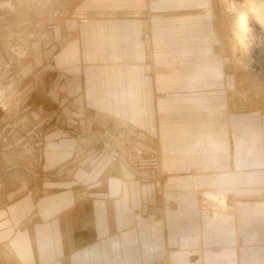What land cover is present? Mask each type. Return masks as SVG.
<instances>
[{"label": "crops", "instance_id": "0c3cea01", "mask_svg": "<svg viewBox=\"0 0 264 264\" xmlns=\"http://www.w3.org/2000/svg\"><path fill=\"white\" fill-rule=\"evenodd\" d=\"M101 2L90 0L78 6L64 22L66 30H76L79 39L56 53L48 95L64 109L59 114L65 119H32L34 128H47L41 129L43 136L34 135L40 140L41 163L33 172L49 192L39 198L27 191L0 195V257L12 252L21 264H90L105 257V245L110 242L114 264H128L137 257L149 262L169 248H177L174 251L182 255L202 244L201 264H264V201L247 197L237 201L236 215H210L198 208L196 196L205 190V197L215 202L218 198V205L224 207L226 196L219 198L216 191L246 195L261 190L264 148L259 146L264 147V132L258 130L253 144L247 121L241 124L244 119L219 118L223 110L210 121L201 114L212 106L205 102L223 103L222 93L211 82L198 80L199 69L190 72L186 67L198 62L192 56L201 54L200 39L193 40L197 48L186 45L183 54L172 50L174 40L180 42L189 34L185 29L197 31L194 24L182 23L189 21L187 12L159 21L157 44L162 52L153 55L150 69L136 18L151 8L150 2L104 0L106 4L96 5ZM84 18L90 21L82 23ZM173 22L179 23L175 32ZM178 65L195 74L173 82L160 80L161 75L176 73ZM155 92L163 93L165 99H158L163 95ZM216 93L220 96L211 95ZM36 94L29 97L30 102L33 106L40 101L42 106L46 95ZM178 96L183 98L180 104L169 103ZM70 102L84 112L120 118L139 144L161 153L165 167L175 171L161 195L153 183L130 171L117 153L101 158L105 154L100 151L98 158H89L100 147L85 145L83 140L91 131L101 130L105 119H82L81 133H75L77 121ZM218 121L228 125L227 134L218 133ZM240 128L242 136H237ZM75 155L82 156L80 162L74 161ZM219 160L226 161L220 164ZM64 168L65 172L77 168L78 178L42 180V173ZM108 236L113 238L107 241ZM82 237L96 238L90 249L76 248Z\"/></svg>", "mask_w": 264, "mask_h": 264}, {"label": "rangeland", "instance_id": "374dc122", "mask_svg": "<svg viewBox=\"0 0 264 264\" xmlns=\"http://www.w3.org/2000/svg\"><path fill=\"white\" fill-rule=\"evenodd\" d=\"M89 1L0 0V195L9 192L16 195L18 192L23 193L27 191L39 198V196H45L49 192V189L40 186L39 176L35 177L36 175L34 174L37 173L33 172L34 169H39L37 166L41 163L39 157L40 140L38 138L35 139L34 135L37 133V135L43 136L44 133L41 129L45 127L41 129L38 127L34 128L35 120L33 121L32 119H65L63 114L65 112L64 109L59 108L53 98L48 95V91L54 82L50 81L49 71L55 68L56 53L61 52L74 39H79L77 38V31L74 29L67 31L64 22L72 16L78 6L86 2L89 3ZM106 1L113 3L114 0ZM146 1L148 5L150 2L151 8L149 10L147 8L148 11L146 13L137 15L136 18L138 20L137 23H140V31L138 32L141 47L146 58H148L150 69H153L151 67L153 55L162 52L158 49L159 44H157V42H160L159 36H157L158 32H156L161 27L157 26L159 21H161L162 17L181 16L182 13L185 14L187 12L189 21L183 20L182 23L194 24L197 31L185 29L189 34L186 33L187 35L185 34L180 42L179 40H174L171 47L172 50H179V54H183L182 52L186 45H189L187 47L196 46L197 48V44L193 40L200 39L201 47L199 48L201 49V54L192 56L195 57L194 60L200 63L195 61V65L186 66L192 69L190 72H193L195 69H199L200 71L196 74L188 73L189 70L184 72V68L181 67L182 65H178L176 73L161 75L160 80L173 82L190 74H195L198 76L200 82L205 84L211 82L212 85H215V89H213L222 93L221 99L223 103L205 102L208 105L212 104L211 107L207 108L209 110L201 113L203 116L205 115L206 121L212 120L209 117L213 116L218 110H223V112L218 114L219 118L244 119L241 121V124L247 121L249 135L253 137H251V142L253 144L256 143L257 140L254 139L258 130L261 133L264 132L262 127L264 125V62L261 67L254 68L252 71L243 70L239 63L235 62L236 53L234 55L232 50L233 26L235 22H233L231 12H221L223 10L221 0ZM200 1H202L201 6L195 5L193 7L191 5L188 7L190 3ZM103 3L106 4L104 0L101 3L95 4L100 6ZM241 6V12L245 8H248V4ZM170 8L176 11H168L171 10ZM260 15L262 14L255 13L251 16L253 17V22L257 25L261 21ZM154 19L155 21H153ZM89 21L87 18L81 19L82 23H88ZM154 22L156 23L153 24ZM178 24V22H173V28H175L173 31L177 30ZM159 25L161 24L159 23ZM186 41H193V43L188 44ZM223 47L228 50V54L225 55V52L221 51ZM35 74L38 78L34 84L33 79L35 78ZM34 91L37 92L36 96L40 97L43 93L46 95L42 106L39 105L40 101H36L39 106H32L30 101L33 100H30L29 97L34 94ZM155 94L163 95L158 96V99L161 101L165 99L163 93L159 92L157 94L155 92ZM218 94L211 95L219 97L220 94ZM181 99L183 98L178 96L171 99L169 103L180 104ZM164 102L166 103V100ZM71 103L72 106L70 108L73 112V119H75V122L77 121V124H74L75 133H81L82 119H105L101 130L91 131L85 136L86 140H83L85 145L100 147L99 151H96L94 154L95 156L89 158H98L100 151L105 154L101 158L104 156L105 158L109 157L108 153H117L118 156L116 157H121L130 171L136 172L138 175L140 174L143 181L153 183L157 193L161 195L163 186L175 174L172 168L167 169L165 167V158H163L161 153L156 150H148L139 144L131 136L129 132L131 130L130 126L120 118H115L110 114H100V118L97 112H84L76 102H70V105ZM169 103L167 102V104ZM60 110H62V114H59ZM220 123L218 121V133L227 134L228 125L225 122L224 124ZM236 134L237 136H242L241 128L237 129ZM220 141L221 137L219 136L218 142ZM78 142L81 143V140L78 139ZM259 147L261 149L264 148L263 145ZM81 157L75 155L74 161L80 162ZM85 158L87 159V156ZM225 161L219 160V163L221 164ZM230 161L227 160V162ZM262 168L264 169V167ZM76 170L77 168L73 171L71 169L69 172H65L64 168V171L62 169L61 172L51 171L50 173H42V180L46 181L58 176L59 179L78 178V171ZM74 184H76L75 180ZM259 185H263V183H259ZM258 188H261V190H251L246 195L216 191L219 198L222 195L226 196L224 207L218 205V198L215 202L205 197L203 194L205 190H202L196 193L198 197L197 206L201 211L207 212L210 215L220 213L236 215L237 201L246 199L247 197L253 200L264 201V186H259ZM170 204L172 207L175 206L174 202ZM110 238H113V236H108L106 240L108 241ZM95 239L82 237L76 248L78 250L90 249ZM204 248L205 246L201 244L198 247L190 248V250L185 251L182 255L174 251L177 248H169L163 253L156 255L149 262L144 261L142 257H137L135 261L127 262L128 264H178L179 261L182 262L183 260L185 261L184 264H201V253ZM103 249L101 246L100 252L104 256L105 250V257L101 260H90V264H114L116 255L113 257V252H110V242H106L105 249ZM17 256L16 253H6L2 258L0 257V261L4 264H21Z\"/></svg>", "mask_w": 264, "mask_h": 264}, {"label": "bare ground", "instance_id": "6f19581e", "mask_svg": "<svg viewBox=\"0 0 264 264\" xmlns=\"http://www.w3.org/2000/svg\"><path fill=\"white\" fill-rule=\"evenodd\" d=\"M221 2L223 3L221 12H231L235 22L232 38V50L234 55L236 53L235 62L239 63L243 70L252 71L254 68L261 67L264 62V0H221ZM245 4H248V8L241 12V5ZM255 13L262 14L259 25L255 24L251 17ZM221 51L225 52V55L228 54L225 47Z\"/></svg>", "mask_w": 264, "mask_h": 264}]
</instances>
